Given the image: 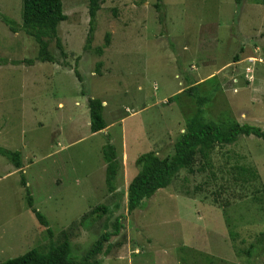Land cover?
Returning a JSON list of instances; mask_svg holds the SVG:
<instances>
[{
  "label": "rangeland",
  "instance_id": "obj_1",
  "mask_svg": "<svg viewBox=\"0 0 264 264\" xmlns=\"http://www.w3.org/2000/svg\"><path fill=\"white\" fill-rule=\"evenodd\" d=\"M62 2L65 55L48 39L49 63L21 29L23 0H0V147L23 163L17 170L0 156V263L69 241L82 264L120 218L96 257L103 264H250L245 251L264 230L263 139L217 147L208 164L197 156L193 173L180 171L133 213L127 191L136 159L172 154L199 108L203 122L264 130V0H105L90 46L89 0ZM90 98L105 107L99 133ZM109 144L121 162L114 193ZM241 166L258 178L245 181ZM23 176L48 227L28 207ZM97 206L108 212L88 216ZM262 247L251 264H264Z\"/></svg>",
  "mask_w": 264,
  "mask_h": 264
},
{
  "label": "trees",
  "instance_id": "obj_2",
  "mask_svg": "<svg viewBox=\"0 0 264 264\" xmlns=\"http://www.w3.org/2000/svg\"><path fill=\"white\" fill-rule=\"evenodd\" d=\"M104 2L105 0H89L90 29L87 46H90L93 41L97 15ZM157 8H161L160 4L157 5ZM2 19L14 33L18 32L14 21L6 16H3ZM66 20L67 15L64 13L62 0H23L21 29L28 36L34 38L38 44L40 49L39 61L55 63L54 56L48 50V39L56 40L62 55H65L61 40L58 37V28ZM105 45L106 47L109 45V36L106 38ZM98 52L102 53L103 49L99 48ZM235 61H240L238 56L235 57ZM76 74L79 76L78 72ZM189 92H192V88L189 89ZM88 106L91 132L99 133L105 130L107 123L104 118L103 101L98 98H90ZM201 113L202 109L199 108L190 121L188 129L179 136L172 154L161 158L155 151H149L136 159L135 166L138 168V173L130 182L127 191L129 213L139 209L146 200L151 199L159 190L168 188L180 171L187 170L189 173H193L197 156H200L204 163L208 164L212 152L217 147L234 146L243 137L255 136L264 140V130L260 127L234 123L224 128L217 124L203 122ZM103 154L106 162V185L108 191L114 193L121 162L117 156L116 147L112 144L103 148ZM0 156L7 158L17 170L23 168L22 154L19 151L0 147ZM238 172L245 178V181L258 178V172L253 167L241 166L238 168ZM21 184L25 187L28 196L29 209L42 226L48 227V219L33 204V197L24 176L21 179ZM107 212L108 208L97 206L88 216L97 215L100 217L101 213L106 214ZM114 228L113 233L105 231L100 236L86 253L82 264H103L96 257L103 252L105 243L109 242L113 235L120 233L122 228L120 218L116 219ZM48 231L50 232V229ZM231 238L235 240L233 231H231ZM262 246H264V230L245 251V256L249 259L247 263L253 262L259 251L262 250ZM71 249L70 242L64 241L59 245H51L47 251L34 248L21 256L8 259L0 264H76L71 258Z\"/></svg>",
  "mask_w": 264,
  "mask_h": 264
}]
</instances>
